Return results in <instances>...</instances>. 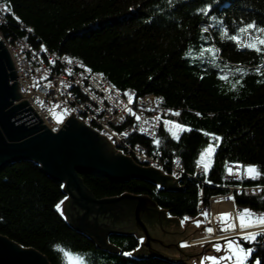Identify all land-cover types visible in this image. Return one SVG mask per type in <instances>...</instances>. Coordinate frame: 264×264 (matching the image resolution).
<instances>
[{"label":"trees","instance_id":"16d2710c","mask_svg":"<svg viewBox=\"0 0 264 264\" xmlns=\"http://www.w3.org/2000/svg\"><path fill=\"white\" fill-rule=\"evenodd\" d=\"M2 1L15 13H10L5 24L0 25L6 40H21L33 48L45 45L53 53L83 62L93 71L104 73L122 94L131 90L137 99L163 98L167 108L181 113L170 120L194 129L183 133L179 142L164 127L157 136L159 145L136 134L129 139L132 145L147 152L160 151L168 177L172 159L182 161L184 175L175 182L177 189L163 190L142 180L122 183L80 174L78 177L92 199L145 197L159 211L163 224L182 221L186 216L191 221L197 217L199 187H203L206 203L226 193L222 187L224 162L264 166V83H257L261 77L256 75L260 57L253 52H239L232 42L221 40L215 29L210 31L209 38L214 37L216 46L222 49L221 62L234 67L243 65L251 73L236 91L230 90L231 81L218 80V70L207 62L184 59L189 45L203 43L201 29L213 23L210 16L198 14L199 9L212 4V15L223 19L231 30L240 22L264 23V0ZM198 53L197 47L193 55ZM201 75L206 78L201 80ZM201 129L223 138L218 141L215 164L209 173L211 186L205 187L202 179H193L196 161L209 140ZM258 183L247 180L242 185L254 187ZM234 195L235 210L258 207V202L249 203L256 197ZM66 197L63 185L34 162L7 166L0 172V236L23 249L35 250L48 264H66L57 246L79 253L85 264H187L151 254L135 255L141 243L133 233L109 235V248H99L56 211L55 205ZM255 248V256L261 257L264 264V244Z\"/></svg>","mask_w":264,"mask_h":264},{"label":"water","instance_id":"95a60500","mask_svg":"<svg viewBox=\"0 0 264 264\" xmlns=\"http://www.w3.org/2000/svg\"><path fill=\"white\" fill-rule=\"evenodd\" d=\"M17 81L9 53L0 41V172L21 161L38 165L43 173L63 185L70 198L65 210L67 224L99 248H109L107 238L112 234L143 235L156 217L157 210L149 199L125 195L97 201L78 176L93 174L122 183L142 180L163 190L177 189L174 179L133 164L128 157L113 151L105 138L71 117L56 134L51 133L25 100L14 105L21 99ZM257 245L244 241L245 248ZM0 264L48 262L35 250L23 249L0 236Z\"/></svg>","mask_w":264,"mask_h":264},{"label":"built area","instance_id":"2783aa9c","mask_svg":"<svg viewBox=\"0 0 264 264\" xmlns=\"http://www.w3.org/2000/svg\"><path fill=\"white\" fill-rule=\"evenodd\" d=\"M3 5L0 1V6ZM8 13L7 7H0V25L5 24ZM2 39L9 45V56L18 80L17 85L22 100L26 99L34 113L43 117L41 118L48 124L47 127L53 134H56L62 127L61 125L71 117L107 137L115 148L125 151L124 146L129 147L133 151L131 156L135 161L149 164L160 172L166 170L162 155L147 156L129 142L133 134L148 139H154L158 135L160 125L156 121L155 113L151 110L160 108L161 99L154 96L144 99L136 98L134 106L128 105L127 97L116 92L105 76L100 78L96 75L98 72L95 71L91 74L87 73L79 67V62L73 60V64H68L67 58L69 57L65 55H58L49 50L45 52L44 46L35 49L21 40H6L0 34L1 42H3ZM57 65L61 68L56 69ZM69 71L72 72L71 75H68ZM56 105L60 107L57 108ZM129 107H132L133 111L141 117L140 120H136L129 114L127 110ZM65 108L70 114L63 116V122L58 123L54 113L61 114ZM169 110L167 108L166 115L169 114ZM124 125L128 126L122 128ZM178 172H180V159L175 158L172 159V170L169 173L173 177V173L176 175ZM202 174V170L197 169L193 179H202ZM233 179L235 178L229 175L224 177L226 182H231ZM206 182L202 179L201 185L205 186ZM252 189H246V193ZM225 190L228 191L227 194L212 197L206 203L203 191L199 189L197 215L212 209L213 204H232L233 201L229 197L234 191H241L235 188ZM213 201L216 202L213 203Z\"/></svg>","mask_w":264,"mask_h":264},{"label":"snow or ice","instance_id":"6c2138e0","mask_svg":"<svg viewBox=\"0 0 264 264\" xmlns=\"http://www.w3.org/2000/svg\"><path fill=\"white\" fill-rule=\"evenodd\" d=\"M169 3H172V0H169ZM0 7H7V5ZM212 13V4H207L203 8L199 9L198 14L210 16L213 23L208 26H204L201 29L200 40L203 43L198 46L189 45L184 59L186 61L199 59L201 61L207 62L211 67L218 70V80L222 82H232L230 89L232 91H236L238 86H244L245 78L251 73L243 65L234 67L230 64L221 62L220 54L222 53V49L216 46L214 37L210 39L208 36L210 31L215 29L221 40L232 42L239 52H253L260 57L261 63L256 66V75L261 77V79L257 80V83H264V23L258 24L256 21L240 22L237 27L230 30L228 26H225V21L223 19L217 20V17L212 15ZM11 14L15 15L14 12ZM16 19L17 21H20L18 16ZM20 22L22 23V21ZM29 31H34V29H29ZM197 47L199 49V53L198 56H194L193 51ZM43 50L45 52L48 51L47 47H44ZM67 62L68 64L74 63L71 58H67ZM53 63H55V61H53ZM79 67L84 69L89 74L93 72V69L85 65L83 62L79 64ZM71 74L72 72L69 71L68 75ZM96 75L100 78H103L105 74L97 73ZM205 78L206 76L204 75L200 76L201 80ZM45 79H47V77H45ZM124 95L127 97L128 105L134 106L136 103L135 94L131 90H128L124 93ZM162 99L163 98H161V100ZM56 107L59 108L60 106L56 105ZM127 110L130 115L135 117L136 120L141 119V117L133 111L132 107H129ZM69 114L70 112L67 108H65L61 114L54 113L58 123H62V117ZM169 114L176 117L181 115L179 111L171 109L169 110ZM196 115L201 116L202 114L196 113ZM156 120L163 125L164 131L169 133L171 137L178 142L181 139V135L183 133H191L194 131V129L189 127L187 124H181L172 120H164L162 116L156 117ZM172 124H174L175 129L179 131H174L172 127H169V125ZM200 131L205 137H209V140L207 142L206 148L199 155L196 164L201 168L203 173L209 174L213 171L215 164L216 150L219 147L218 141H222L223 138L202 129ZM155 143L159 145L160 140H155ZM223 167L227 175L234 177L237 180L243 181L247 179L248 181H259L257 186L247 193L248 196L257 198L256 200H250L249 203L258 202V207H246L243 209H237L235 212H225L218 214L217 222L221 224L219 231L235 233L236 235L232 236L231 238L227 236L222 237V239L225 240L224 246H222L220 243L213 244L215 252L224 253V255H205L201 258V264H205V261H211L212 264H248L250 259L252 260V264H262V258L255 256L257 249L255 247L245 248L244 241H247L249 245L257 243L264 244V166L259 164H244L240 161H226L224 162ZM173 174L175 175V173ZM207 182L211 183L212 181L209 180ZM238 195H245V193L241 191L238 193ZM229 199L235 203L237 196H230ZM201 203H203V201H201ZM62 204L63 201L57 203L55 207L63 216L64 212L61 207ZM201 215L205 219L209 217V213L207 211L202 212ZM190 219V217H184L181 221V224L183 225ZM201 223L202 221L197 219L195 221V226L199 228ZM205 230L209 234H213L214 231H216L212 227H207ZM180 246L187 247L188 244L187 242H184ZM57 250L59 253H62L66 264H85L83 257L79 253H75L60 246H57ZM124 255H130V253H124Z\"/></svg>","mask_w":264,"mask_h":264},{"label":"rangeland","instance_id":"374dc122","mask_svg":"<svg viewBox=\"0 0 264 264\" xmlns=\"http://www.w3.org/2000/svg\"><path fill=\"white\" fill-rule=\"evenodd\" d=\"M10 13H11V11L9 10L8 15H10ZM2 41H3V39H2ZM1 43L4 46L5 45L7 47L9 46L8 43H5L4 41L1 42ZM59 68H61V66L57 65L56 69H59ZM18 91H20L19 90V86H18ZM22 101L23 100H22V97H21V99H19L18 101L14 102V105L15 104L17 105L18 103H20ZM28 105L31 108V105L30 104H28ZM75 120L78 121L79 123H81L82 125L86 126L80 120H77V119H75ZM61 126H63V125H61ZM169 127H172L174 131H179V130L175 129V125L174 124L169 125ZM46 129H49V127L46 126ZM90 130H92V129H90ZM92 131L95 132L94 130H92ZM51 133H53V132H51ZM95 133L98 134L97 132H95ZM98 135L100 137H102V138H107L104 135H100V134H98ZM106 142L109 143V147L113 151L114 150L116 151L115 147L112 144H110L109 140H107ZM205 148H203L201 150V152ZM124 149H125L126 153L121 152L122 150L120 151V153L128 155L129 159L131 160L130 157H132L131 155L133 154V151L130 150V148L126 147V146H124ZM201 152H200V154H201ZM154 156H155V154H152V157H154ZM139 163L143 164L141 162H139ZM143 165H145V168H151L153 170H156L154 167L149 166V164H143ZM197 169H199L198 166L196 167V169L194 171V174L196 173ZM156 171H158V170H156ZM158 172H159V174H161V175H163L165 177H168L163 172H160V171H158ZM89 175H91V174H89ZM224 177L225 176H223V182H224ZM170 178H173V177L171 176ZM176 186L178 187V185H176ZM222 187H224L223 190H225V189H228L230 186L229 185H226V186L223 185ZM248 192H250V191H247V193ZM66 198L67 199L64 200V202H63V204L61 206L62 210L64 212V215L62 216L60 214V212L56 209V211L59 213V215L62 218L65 219V221L67 220V216L65 214L66 213L65 210H66V207L68 206V204L70 203V198L69 199H68V197H66ZM215 202L216 201H213V203H215ZM213 203H211V205ZM210 210H212V209H209V211ZM167 218H169V216H167ZM200 218L201 217L195 218L194 222L186 221L183 225L181 224V221H178V222L174 221V222H171V223L168 222L167 224H163V217L161 216L159 211H156L155 222L149 227V229L143 235L134 234V235H137L138 237L143 239V241H142L143 244H141V248H139L136 251L135 255H137L139 257L140 256H149L150 254L153 255V256L154 255H158V256H161V257H163L165 259H168V260L181 261V262H185L187 264H201V258L203 256H205V255H207V256L224 255V253L215 252V250L213 248V244H215V242L217 241L216 243H220L222 246H224L225 242H219L218 239L214 240V241H211V242H206L205 240L209 236H206V235H204L202 233V230H200L201 227L198 228V227L195 226V221L197 219H200ZM206 222H207V220H206ZM219 228H221V225H219ZM119 232H121V231H119ZM123 233H126V232H123ZM206 234L208 235L209 233L206 232ZM184 242H187V244H188L187 247H181L180 246ZM179 243H181V244H179ZM199 243H201V244H199ZM205 264H212V262L211 261H205ZM248 264H252V260L251 259L248 261Z\"/></svg>","mask_w":264,"mask_h":264},{"label":"bare ground","instance_id":"6f19581e","mask_svg":"<svg viewBox=\"0 0 264 264\" xmlns=\"http://www.w3.org/2000/svg\"><path fill=\"white\" fill-rule=\"evenodd\" d=\"M1 34V33H0ZM1 36H2V34H1ZM3 37V36H2ZM4 38V37H3ZM5 39V38H4ZM42 46H44V47H46L45 45H40L38 48H35V49H39L40 47H42ZM5 47V49L8 51V53L10 54V52H9V48L5 45L4 46ZM48 49V48H47ZM113 86V85H112ZM113 88H114V90L116 91V92H118V93H121L119 90H117L114 86H113ZM145 98H147V97H145ZM141 99H144V98H141ZM159 99H161V98H159ZM25 101H26V99H25ZM27 102V101H26ZM27 104H28V102H27ZM152 111V113H155V115H156V117H158V116H162L163 117V119L164 120H169V118L166 116V113H167V107L164 105V102H163V100H162V104H161V106H160V108L159 109H152L151 110ZM34 112V111H33ZM36 114V113H35ZM37 115V117L40 119V121L45 125V126H48V124L44 121V119H42L43 117L41 116V115H38V114H36ZM42 117V118H41ZM157 121V120H156ZM158 123H159V125H162L159 121H157ZM161 127H163V126H160V129H161ZM159 132H160V130H159ZM158 135H159V133H158ZM157 135V136H158ZM140 136V135H139ZM157 136H156V138H157ZM143 138H145V137H143ZM145 139H147V140H149V141H152L153 142V139H148V138H145ZM135 146H137L139 149H140V151L143 153V154H145V155H147V156H151L152 154H155V155H157V154H160V155H162L161 153H159L160 151H158V150H152V151H146V150H142L141 148H140V146L139 145H134V147ZM116 149V151L115 152H117V153H119V154H121L120 153V151H121V149H117V148H115ZM121 152H123V153H126L125 151H121ZM121 155H123V156H125V157H128L129 158V156L128 155H126V154H121ZM131 158V160L133 161V159L134 158H132V157H130ZM175 159V158H174ZM176 159H179V158H176ZM133 164H135V165H137L138 167H142V168H145V166L143 165V164H140L139 162H137V161H133ZM184 167H183V164H182V161L180 160V172H178L176 175H174L173 176V178L172 179H174V181L176 182V183H178V182H180V180L182 179V177H183V174H184V169H183ZM172 170V165H171V167H170V169H169V171H171ZM163 173L165 174V175H167V173L165 172V171H163ZM171 177V175L169 176V178ZM129 181V180H128ZM203 186V185H202ZM205 186H211V184H209L208 182H206L205 183ZM204 186V187H205ZM199 189H203V187H199ZM231 207H232V204H230V203H222V204H217V205H212V210L215 212V213H218V212H226V211H229L230 209H231ZM215 216L214 215H209V217H208V222H209V220H211V225L216 229V225H215V221H214V218ZM66 223H67V220L65 221ZM189 222H194L193 220H191V221H189ZM202 233L204 234V235H206V233H204L203 231H202ZM215 233L216 234H214L213 235V238H211L210 236L209 237H207L206 238V242H211V241H214V240H217V239H220V236L221 235H223V234H221V233H218L217 232V230L215 231ZM228 236V235H227ZM229 238H231V237H229ZM139 239H140V237H139ZM141 243V242H140ZM141 244H143V243H141ZM199 244H201V243H199Z\"/></svg>","mask_w":264,"mask_h":264},{"label":"crops","instance_id":"0c3cea01","mask_svg":"<svg viewBox=\"0 0 264 264\" xmlns=\"http://www.w3.org/2000/svg\"><path fill=\"white\" fill-rule=\"evenodd\" d=\"M226 212H235L234 211V208L233 207H231V209L229 210V211H226ZM209 215H214L215 217L213 218L214 219V221H215V225H216V229L211 225V220H209V222H208V218L207 219H205L203 216L200 218V220L202 221V223H201V229L200 230H202L204 233H206V228L207 227H212L213 229H215V230H217V232L218 233H221V234H223V235H221L220 236V239H218V241L219 242H225V240L224 239H222V237H225V236H227L228 234H232V235H228V237H232V236H234L235 234H233V233H227V232H221V231H219V225H221V224H219L218 222H217V216H218V214H220V213H225V212H218V213H215L213 210H210L209 212ZM206 220H207V222H206ZM214 234H216L215 233V231H214V233L213 234H206V236H210L211 238H213V235ZM217 242V241H216ZM215 242V243H216Z\"/></svg>","mask_w":264,"mask_h":264}]
</instances>
